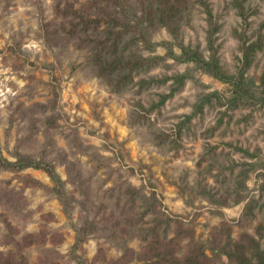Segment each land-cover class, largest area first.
<instances>
[{
    "label": "rangeland",
    "instance_id": "obj_1",
    "mask_svg": "<svg viewBox=\"0 0 264 264\" xmlns=\"http://www.w3.org/2000/svg\"><path fill=\"white\" fill-rule=\"evenodd\" d=\"M116 1L0 0V157L68 205L0 167V264H264V0Z\"/></svg>",
    "mask_w": 264,
    "mask_h": 264
},
{
    "label": "trees",
    "instance_id": "obj_2",
    "mask_svg": "<svg viewBox=\"0 0 264 264\" xmlns=\"http://www.w3.org/2000/svg\"><path fill=\"white\" fill-rule=\"evenodd\" d=\"M127 1V0H126ZM121 2H124V0H117L116 3L120 4ZM168 1H165V4H168ZM179 5H181V2H179V0H175L174 4L171 5L175 11H178L180 8H178ZM124 6V5H123ZM174 14H172V16H166L165 17V25L170 24V22L173 19ZM136 18L138 17L137 15L135 16ZM135 18V22H134V26H140V24L137 22ZM110 39V38H109ZM107 40L108 42H110V40ZM118 38L117 39H111L110 42V47H113L114 49L118 46ZM209 44H212V39L211 37H209ZM248 54L245 53V64L248 63ZM186 59L191 60L193 62H195L199 67H201L204 71H206L207 74H209L210 76L225 81V82H231L234 84V88L237 91H241L240 89L242 88V82L240 81V79H238L237 77L235 78L234 76H229L226 74V72L223 71L222 66L219 64V60H217L213 55L210 56L209 58L204 57L202 54L200 53H190L186 55ZM97 69H98V75L99 76H109V77H113L114 74L121 72V71H125L131 66H127V65H122V63H124V61L122 59H113V60H104L103 56H99L97 61L95 62ZM0 167L3 169H7L10 171H19V170H23L26 168H37V169H41L47 172V174L50 176V178L55 182V185L51 188L52 192L56 195L57 199H59V201L61 202V204L65 207V211H68V205H67V194L65 192L64 189V182L62 181V179L59 177V175L57 174V172H55V168L49 164H43L41 162H36L35 160H31L28 158H18L15 162H11L8 161L6 159H3L2 157H0ZM36 181V180H34ZM36 183H38L36 181ZM90 225V224H89ZM86 230V229H85ZM83 230L81 228L76 229V234H77V242L75 244V247L79 246V244H81L83 242ZM214 251H216V248L214 249ZM210 257L208 256H204V262L202 261V263L200 264H223L222 260H221V256L217 253L214 252ZM223 254H225L229 259H232V256L230 253L228 252H224V250L222 251ZM21 258L25 260L24 256L21 255ZM7 259H9V263L11 264L10 260L13 261L15 259L14 255L11 256H7ZM24 264V263H23ZM79 264H87L84 261H79ZM109 264H123L121 259L112 261V263ZM125 264V263H124ZM145 264H164L161 261H154V262H147ZM187 264H198V261L195 258H190L188 260Z\"/></svg>",
    "mask_w": 264,
    "mask_h": 264
}]
</instances>
